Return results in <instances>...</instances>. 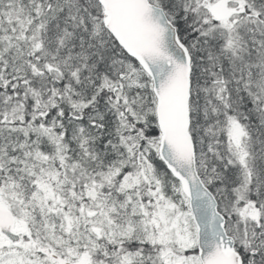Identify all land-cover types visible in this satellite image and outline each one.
Segmentation results:
<instances>
[{"label":"snow or ice","instance_id":"1","mask_svg":"<svg viewBox=\"0 0 264 264\" xmlns=\"http://www.w3.org/2000/svg\"><path fill=\"white\" fill-rule=\"evenodd\" d=\"M0 264H264V0H0Z\"/></svg>","mask_w":264,"mask_h":264}]
</instances>
